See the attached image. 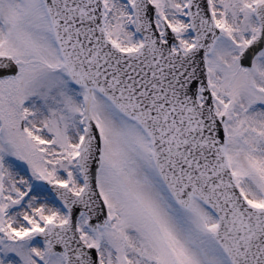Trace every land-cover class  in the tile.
<instances>
[{
  "label": "snow or ice",
  "instance_id": "1",
  "mask_svg": "<svg viewBox=\"0 0 264 264\" xmlns=\"http://www.w3.org/2000/svg\"><path fill=\"white\" fill-rule=\"evenodd\" d=\"M0 264H264V0H0Z\"/></svg>",
  "mask_w": 264,
  "mask_h": 264
}]
</instances>
